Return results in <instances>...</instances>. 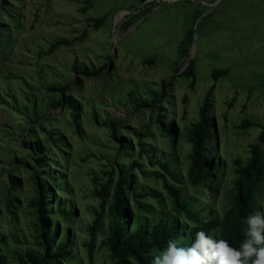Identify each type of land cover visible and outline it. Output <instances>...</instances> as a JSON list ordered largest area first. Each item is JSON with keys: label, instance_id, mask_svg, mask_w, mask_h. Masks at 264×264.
<instances>
[{"label": "rangeland", "instance_id": "374dc122", "mask_svg": "<svg viewBox=\"0 0 264 264\" xmlns=\"http://www.w3.org/2000/svg\"><path fill=\"white\" fill-rule=\"evenodd\" d=\"M0 23L1 35L11 42L0 46V264L42 252L32 205L38 197L35 173L45 170L46 180L54 171L49 199L54 196L53 205L61 199L68 220L49 213V223L59 221V235L70 230L81 264H115L108 249L98 246L109 235L108 209L123 164L137 160L142 166L131 171L132 187L144 190L152 217L171 213L157 174L175 183L149 156L173 162L189 195L222 217L235 191L236 161L245 166L257 143L264 157V0H0ZM188 34L192 43L185 52ZM59 41L70 45L49 53ZM75 62L90 71L106 68L90 78L76 72ZM189 66L195 77L185 74ZM216 71L225 72L215 77ZM52 85L71 86L67 97L77 103L81 132L65 105L53 104L60 95ZM206 101V155L219 159L223 172L201 194V188H186L188 134ZM111 120L130 150L122 151L111 138ZM50 131L64 146L36 156L33 144H52ZM142 143L147 155L139 152ZM11 179L19 184L13 192ZM105 186L110 190L103 201ZM7 195L14 199L9 209ZM128 203L130 211L141 213ZM257 203L264 211V183ZM100 213L91 263L89 228Z\"/></svg>", "mask_w": 264, "mask_h": 264}, {"label": "trees", "instance_id": "16d2710c", "mask_svg": "<svg viewBox=\"0 0 264 264\" xmlns=\"http://www.w3.org/2000/svg\"><path fill=\"white\" fill-rule=\"evenodd\" d=\"M8 14L13 17L16 16L13 10H8ZM104 20L105 17L98 19V25H101ZM2 32L1 30L0 46L9 47L11 42H8L4 35H1ZM191 43V35L188 34L182 42V51L186 52ZM62 45H70V43L59 41L50 47L48 52L51 53ZM146 62L151 64L155 62V59L148 58ZM105 68L90 71L78 62L74 63L76 72L83 73L90 78L100 76ZM223 72L225 71H216L214 72V76L217 77ZM185 74L195 77L194 67H187ZM70 87V85H52L49 89L60 95L59 100L53 104L65 105V109L70 111L72 115L74 125L81 132L77 103L72 98L67 97V91ZM160 96L161 94L158 93V98L154 99L155 108ZM207 111L208 103L206 101L200 110L201 119L197 123H194L188 134L192 149L189 155L190 164L187 169L186 181L188 186L186 188L189 191H197V189L201 188V194H207L209 190H212L215 176L221 175L223 172L220 160H213L206 155L210 131L209 121L206 117ZM108 127L111 129V138L119 143L121 150H130V144L119 138L118 123L111 120L108 123ZM49 134L52 144L47 142L33 144L36 156L49 154L51 146L56 148L64 146V143L59 138H56L54 131H50ZM263 139L264 133L261 136V140ZM140 146L141 151L139 152L147 155L148 152H145L143 143ZM148 160L152 166L160 165L170 178L174 180L175 184H169L165 181L163 174H157L159 178H163V183L165 184V189L171 203V213L167 215L166 213H160L158 218L149 215V207L143 201L145 197L144 190L142 188L138 189V186L132 187L134 181L131 171L134 168H141L142 166L139 165L137 160H133L132 163L127 165L123 164L118 173V180L114 185L111 195L112 202L108 209L111 219L108 231L109 235L101 238L98 246L100 249H108L110 257L115 264H151V253L155 250L166 248L169 241H176L178 246H190L194 242L195 234L199 231H204L215 239H226L232 247H240L241 242L245 239L243 220L255 211H263L257 203L258 194L264 183V157L258 143L252 145L251 157L245 166H241L239 160L236 161L238 177L235 181V191L231 196L230 208L225 211L222 217L206 209L203 203L197 202L189 195L184 188V183L181 182L178 175L172 169L173 162L154 161L152 156H149ZM44 171L35 173L34 175L38 187V197L32 201V205L37 208L35 237L38 245L42 248V252H28L26 255L17 254L16 260L18 264H81V261L77 259V247L71 240L70 230L64 229L59 235V221L52 224L49 223V213L50 217L55 213L60 214L65 221L68 220V215L62 209L61 199L57 198L54 205L52 203L54 196L49 199V192L52 189L48 185V182H51L54 171L47 174L46 180L42 179ZM110 182L112 184V177L110 178ZM18 187L19 184L14 179H11L9 192L15 191ZM103 189L105 190L101 191V193L103 194L102 199L104 201L110 190V186H105ZM5 200L9 209L14 199L11 195H7ZM129 200L130 202H134L137 211L141 213H133L129 210ZM102 216V213L98 214L93 225L89 228L91 240L86 246L91 263L93 262L94 253L98 245L97 235ZM2 243L3 240L0 238V245Z\"/></svg>", "mask_w": 264, "mask_h": 264}, {"label": "clouds", "instance_id": "9594fccd", "mask_svg": "<svg viewBox=\"0 0 264 264\" xmlns=\"http://www.w3.org/2000/svg\"><path fill=\"white\" fill-rule=\"evenodd\" d=\"M243 224L245 239L239 248L199 231L190 246L169 241L166 248L155 250L151 264H264V211L248 215Z\"/></svg>", "mask_w": 264, "mask_h": 264}]
</instances>
